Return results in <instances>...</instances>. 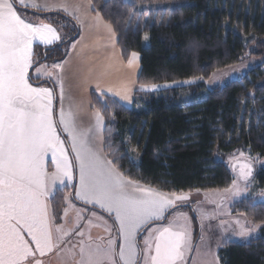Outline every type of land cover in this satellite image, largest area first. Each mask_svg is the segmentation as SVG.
<instances>
[{
	"label": "trees",
	"instance_id": "obj_1",
	"mask_svg": "<svg viewBox=\"0 0 264 264\" xmlns=\"http://www.w3.org/2000/svg\"><path fill=\"white\" fill-rule=\"evenodd\" d=\"M110 23L123 57L141 56L139 86L177 84L211 74L245 59L259 62L242 76L187 103L179 89L136 92L128 109L109 96L93 94L92 103L106 119L109 159L131 180L166 193L216 191L231 186L234 175L218 156L238 149L264 157V0H91ZM154 6V7H152ZM20 13L74 26L70 39L49 48L35 47L37 62H61L79 37L77 23L62 13L17 6ZM147 33L149 39L145 40ZM32 84L39 86L46 81ZM54 92L55 87L50 83ZM200 89V88H199ZM200 91V90H199ZM55 112L58 109L55 95ZM138 154L132 158L130 152ZM255 178L264 191V168ZM65 192L53 195L56 223L65 210ZM73 197V196H72ZM78 206L87 207L74 199ZM194 215L193 209L190 210ZM101 212V211H100ZM234 213L264 224V202L239 200ZM196 218V216L194 215ZM196 222L197 218H196ZM199 230L195 235L198 241ZM221 264H264V227L247 243L230 242L219 251Z\"/></svg>",
	"mask_w": 264,
	"mask_h": 264
},
{
	"label": "snow or ice",
	"instance_id": "obj_2",
	"mask_svg": "<svg viewBox=\"0 0 264 264\" xmlns=\"http://www.w3.org/2000/svg\"><path fill=\"white\" fill-rule=\"evenodd\" d=\"M17 3L39 8L28 0H0V264H43L35 258L37 252L41 256L63 252L60 247L63 237L73 233L66 232L61 225H53L48 199L54 188L66 187L73 180L77 182L74 199L106 212L117 232L113 238L112 229L106 227L107 241L95 243L90 236L85 240L81 225H77L74 234L81 240L75 264H186L191 252L187 218L184 217L183 224L173 221L165 226L158 222L166 220L178 202L189 199V194L142 186L119 170L118 161L109 159L104 152V147L110 145L101 142L104 120L100 111L94 113V124L82 127L79 106L71 102L67 108L63 106L62 73L67 61L52 65L61 69L55 77L46 69L42 72L41 67L34 69L37 78L46 75L59 85L61 106L58 114L54 112L56 93L52 88L34 87L29 70L34 64L33 43L50 46L60 41L61 36L51 24L34 22L27 14L19 13ZM83 6L88 13L73 16L78 24L114 34L112 25L103 21L91 0ZM53 7L46 4L40 10ZM81 7L62 6L65 13L70 9L79 13ZM92 12H96L94 17H90ZM144 39H149L147 33ZM130 56L128 65L132 66L138 54L132 52ZM158 87L150 86L153 90ZM96 90L101 96L111 93L122 100L129 99L127 86L123 95L101 87L100 83L96 84ZM49 163L54 168L52 172L48 170ZM237 168L239 178L248 182L251 164H238ZM225 191L237 194L239 189L234 181L233 188ZM92 216L102 219L95 212ZM88 223L92 225L93 220ZM154 224L155 227H149ZM141 229H147L143 247L139 245ZM248 231L242 229L240 236ZM197 254L201 256L198 264H208L207 252Z\"/></svg>",
	"mask_w": 264,
	"mask_h": 264
},
{
	"label": "crops",
	"instance_id": "obj_3",
	"mask_svg": "<svg viewBox=\"0 0 264 264\" xmlns=\"http://www.w3.org/2000/svg\"><path fill=\"white\" fill-rule=\"evenodd\" d=\"M87 2L88 0H28L29 4L35 3L39 5V8L23 7V6H20L19 3H17V6L23 9L26 8V9H30L33 11L37 10L42 13L65 14L69 18L73 19L77 23V25H79V28H80L79 37L71 42V44L68 46V52L66 54V57L62 59L61 61H67V63L64 65V69L62 73L63 87H64L63 106L67 108L70 102L74 105L79 106L80 111H79L78 118H79V123L82 127H88L94 124V119H93L94 113L96 110H99L92 103V95L93 94L100 95V93L96 90L97 83H100L101 87L103 88L111 89L113 92H120L121 95L124 94V88L125 86H127V89H128L127 95L129 96V99L127 101L122 100L120 97L114 96L111 93L103 95V96H106V97L109 96L110 98L114 99L117 103L121 104L122 106L128 109H132L134 105L133 102L135 99L136 92L154 94L156 92L166 91V88H168V86L171 85L168 83H166L165 85H158L159 87L154 90L151 89L150 86L147 89L144 86L142 87L139 86L138 77L142 69L141 68V56L138 54V59L136 60V62L132 66L128 65V60L131 58V56H129V59H125V57H123L122 50L120 46H118L119 37H118V34L116 35L113 26L112 28H113L114 34H109L103 28H84L82 25L78 24L76 19L73 18L74 15H81V14L88 13L87 8L83 6V5H86ZM46 4H52L54 5V7L52 8V10H43V11L40 10L41 8H44ZM65 4H70V5L80 4L82 5V7L79 13H74L71 9L69 10V12L65 13L62 8V6ZM96 12L98 11L96 10ZM96 12L90 13V17H94L96 15ZM98 13L102 17L101 13L100 12ZM21 14L22 15L27 14V18L34 22L47 23V24H51L53 27H56L58 33L61 36V40L54 43L53 45L60 44V42L70 39L73 34L74 26L68 23H65L63 21H59L53 24L48 19H45L39 15H34L28 12H24ZM90 17H89V22H91ZM103 21L105 23H108L104 19ZM53 45H50V46H53ZM37 46H40L42 48H49V46L41 45L39 42L33 43L34 64H33V69L29 70L30 83H32L31 80L35 82H39V81L47 82L46 84H42L39 86H36L33 84L34 87L52 88L50 83L54 85L55 90H56V95H57V106H58L56 113L58 114L59 108L61 106V101L59 97V92H60L59 85L57 83H54L53 79H48L46 75H40L39 78H37V73L34 69L37 67H41L42 72L44 71V69H46L48 72L52 73L53 77H55L57 74L61 73V69L53 68L52 65L59 63V62L49 61L46 63H40L38 64V66H34L38 59L35 53V47ZM54 103H55V97L53 100V105ZM54 112H55V106H54ZM103 120H104V124L101 130V142L104 145H106L105 132H106L107 127H106V119L104 116H103ZM104 152L107 155L105 147H104ZM48 170L49 172L54 171V168L51 163H49L48 165ZM76 183H77L76 181L74 182V184H73V181L67 182L66 187L54 188L53 192L49 195V199H48L49 212L53 216L54 226L55 225L64 226L65 223H67L65 221V218H63L64 216H62L60 223H56V221L54 220V214L52 210V200H53L52 197L54 193L58 190L65 192V196H64L65 210H67L66 199L68 196L72 198L71 200L73 204L75 206H78L73 201V197L76 191ZM141 185L146 186L144 184H141ZM79 202L82 203L81 201ZM187 205L188 204H186L184 201L178 202L176 209L180 207H181L180 209L182 208L185 209L187 208ZM85 206L93 207L92 205H85ZM95 208L100 210L101 212L88 209L90 211L89 214L81 215L79 213L80 214L79 215L78 213H74V215H69L67 221L69 222L70 229L71 230L73 229L74 231L77 228V225H81V228H80L81 231H84L85 229H87L89 219L92 220L93 218H95L92 216V213L95 212L99 216H103L111 222V225H112L111 236L115 238L117 236V232L115 228L113 227L112 218H110L106 212H103L98 207H95ZM176 209L174 208V210ZM174 210L172 209L171 212L168 213L166 220L160 221L158 223L166 226L169 222H172L171 215L174 213L173 212ZM78 215H79V219H77ZM101 220L102 219L98 221H101ZM155 226L156 225L154 224V225H150L149 227H155ZM93 231L95 235L90 236L92 242H95V243L106 242V240H103L104 237L101 238V233H99V231H96L94 229ZM96 233H99V235H96ZM104 233H106L109 238V232L106 229ZM55 234L56 233H54V235ZM146 234H147V229H141V233L139 237L140 247H143V243H144L143 237ZM88 237L89 236L84 232V239L87 240ZM80 240L81 238L77 236L76 243H77L78 252H79L78 245L80 243ZM60 247L63 249L62 246ZM57 253L59 252L53 251V252H50V255L53 256ZM78 258H79V255L77 257V260ZM192 259L193 257L190 256V253H189L186 257V263L191 262L190 264H192L193 262Z\"/></svg>",
	"mask_w": 264,
	"mask_h": 264
},
{
	"label": "rangeland",
	"instance_id": "obj_4",
	"mask_svg": "<svg viewBox=\"0 0 264 264\" xmlns=\"http://www.w3.org/2000/svg\"><path fill=\"white\" fill-rule=\"evenodd\" d=\"M258 62L259 61L255 59H245V61L233 65L232 67L215 71L208 80L199 77L198 79L188 80L187 82L171 84L166 90L179 89L182 98L187 103L192 101L194 96V99L200 100L214 87H221L237 79L248 69L256 66ZM241 153L243 155H241ZM130 154L132 158L136 156L135 160L138 161V154L136 155L134 150H131ZM218 159L231 168L235 179V187L239 189V192L234 194L232 191L226 192L225 189H223L216 191L194 190L192 193H184L189 194V199L184 201L188 204L187 208H175L176 210L173 209L174 213L171 215L172 222L178 221L181 224L185 222L184 217L187 218L186 223L191 245L190 256L193 257L192 264H198L200 261L201 256L197 254L198 252L200 254L205 252L208 253L206 257L208 264H221V260H219V251L221 248L230 242H237L240 244L250 242L253 238L259 236L264 227V224H255L251 222L244 214L233 212L234 205L244 198H253L256 202H264V191L259 189L258 182L255 178L257 171L264 168V157L261 155H254L248 150L238 149L231 154H226V156L219 155ZM242 163H250L252 167V176L248 182L240 179L238 175L237 165ZM74 182L75 180H73V184ZM233 185L234 182L226 189H232ZM60 188L64 187L61 186ZM71 199V197H67V215H65L64 212L62 216H64L63 218H65L67 222L63 226L64 230L73 234L63 237L64 243L61 245L63 247V252H59L53 256H51L50 253H45L41 256L37 252L35 258L42 260L43 264H75V261L79 260V258L77 260L78 255L73 256V252L78 254L76 243L77 235L74 234L73 229H70L67 219L69 215H74V213L85 215L89 214L90 211L81 206H75ZM191 209H193L198 222H196V218L192 215ZM96 215L102 218V220L98 221L93 218V224L89 225L88 223L87 229L83 232L88 236L95 235L94 229L101 233V238L104 237L103 240L107 241L108 235L104 232L106 227L112 228L111 222L103 216ZM242 229L249 230L248 234L240 236ZM198 230L199 239L195 241V235ZM99 233H96V235H99ZM190 263L191 262H188L186 264Z\"/></svg>",
	"mask_w": 264,
	"mask_h": 264
}]
</instances>
